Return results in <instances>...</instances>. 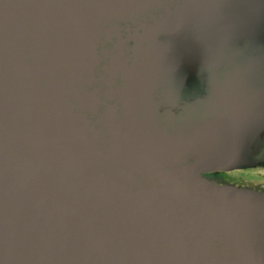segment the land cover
Masks as SVG:
<instances>
[{
  "label": "water",
  "instance_id": "obj_1",
  "mask_svg": "<svg viewBox=\"0 0 264 264\" xmlns=\"http://www.w3.org/2000/svg\"><path fill=\"white\" fill-rule=\"evenodd\" d=\"M263 132L264 0H0V264H264Z\"/></svg>",
  "mask_w": 264,
  "mask_h": 264
},
{
  "label": "rangeland",
  "instance_id": "obj_2",
  "mask_svg": "<svg viewBox=\"0 0 264 264\" xmlns=\"http://www.w3.org/2000/svg\"><path fill=\"white\" fill-rule=\"evenodd\" d=\"M262 134L260 138L264 143V132ZM257 141L250 151V163L225 170L202 172L198 174L197 180L214 187L244 192L264 200V157L256 158L259 145Z\"/></svg>",
  "mask_w": 264,
  "mask_h": 264
},
{
  "label": "flooded vegetation",
  "instance_id": "obj_3",
  "mask_svg": "<svg viewBox=\"0 0 264 264\" xmlns=\"http://www.w3.org/2000/svg\"><path fill=\"white\" fill-rule=\"evenodd\" d=\"M257 142L259 143V145H258V151H257V154H256V158L260 159V158L264 157V143L262 141V138H260ZM253 149H254V147H253Z\"/></svg>",
  "mask_w": 264,
  "mask_h": 264
},
{
  "label": "trees",
  "instance_id": "obj_4",
  "mask_svg": "<svg viewBox=\"0 0 264 264\" xmlns=\"http://www.w3.org/2000/svg\"><path fill=\"white\" fill-rule=\"evenodd\" d=\"M263 135V134H262Z\"/></svg>",
  "mask_w": 264,
  "mask_h": 264
}]
</instances>
